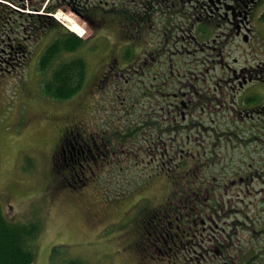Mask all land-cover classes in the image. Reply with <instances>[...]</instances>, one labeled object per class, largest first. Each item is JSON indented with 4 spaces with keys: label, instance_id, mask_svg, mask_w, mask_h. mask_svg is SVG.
<instances>
[{
    "label": "rangeland",
    "instance_id": "rangeland-1",
    "mask_svg": "<svg viewBox=\"0 0 264 264\" xmlns=\"http://www.w3.org/2000/svg\"><path fill=\"white\" fill-rule=\"evenodd\" d=\"M40 1L7 0L10 5L21 11L31 8L30 5L40 4L42 6L39 9H42L46 2L53 3L57 0H43V3ZM251 1V19H240L243 22L240 31L247 35L246 42L241 36L225 30V24L222 22L221 29L216 28L215 36L212 37L216 42L209 39L205 45L200 42L199 46L198 41L194 39L196 31L189 22L184 26V33L177 29V36L171 37L177 41H173V50L178 52L176 51L173 57L163 58L155 64L161 62L166 69L171 65L173 76L186 73L194 89L201 93L209 91L204 84H209L211 90L215 84L217 88L226 87V90L223 89V99L219 98L218 92V98L209 94L212 99V113L207 111L205 106L203 119L194 116L192 123L198 131H194V136L190 138V141L195 140L194 143L202 155L199 162L203 165L202 169L207 167L210 176L219 178L230 173L231 164L235 165L246 152L264 155V142L254 139L259 136L263 140L264 129L251 126L244 128L241 125V116L237 115L240 111L237 110L240 100L230 87L231 79L235 80L233 69L238 70L243 64L258 63L260 55L264 60V21L258 19V15L264 11V0ZM89 3L95 8L100 1L90 0ZM125 3L128 7L133 5L131 0H125ZM22 4L24 6H21ZM61 11L84 30L82 40L92 38L89 46L85 44L80 49V54L86 56L88 61L89 74L85 88L76 96L78 98L69 101L50 99L44 95L39 84L42 77L38 74L36 62L48 44L47 39L54 37L55 33H36V36L30 35L32 38L24 40V20L20 21L19 15L11 14V24H6L11 17L0 22V211L12 219L15 218L16 223H33L38 226L39 232L32 243L36 257L33 264H62L68 259H79L85 264H158L151 257L147 259L144 254L142 260L141 254L134 249L139 232L138 219L143 212L140 211L148 209L151 204L154 206L166 201L169 186L162 172H159L157 162L147 163L148 157L141 163L143 157L139 155H136V158L132 155V160L129 161L125 148L123 155L120 154V159L118 158L120 163L109 167L103 174L99 168H95L96 174L100 175L88 180V186H83L77 192L60 189L53 181L51 156L56 150L58 136L64 126L70 127L71 121L79 125L84 122L87 134L92 132L93 136H98L102 130H107L101 125L102 121L110 122V118L115 116L120 120V129L125 128V121L130 116L125 110L131 103L130 91L134 87L138 88L142 79L138 77L139 73H136L138 66L135 62L122 65L123 67L117 70L114 67H119L117 63H107L105 60L109 56V46L113 52L120 45L118 32L125 31L118 26V20L106 18L98 11L97 14H90L96 20L94 25L90 26L70 8L65 7ZM4 24L6 26H3ZM205 24L215 25L213 22ZM194 26L196 28V25ZM189 27L191 29L188 34L186 29ZM161 28L158 26V29ZM245 28H249L248 33ZM212 30L215 29L212 28L211 32ZM218 34L221 36L217 37ZM182 35L185 36L184 41L180 38ZM133 42L138 43L137 40ZM9 44L12 48L19 46L22 49L15 50L16 53L10 55ZM152 44L153 42L148 41L146 48ZM72 56L77 55L68 54L67 58ZM220 56L224 57L223 69L218 66ZM105 73L108 80L103 78ZM98 81L100 87L96 86ZM263 87L261 85L257 92H262L264 97ZM252 96L255 99L248 101L250 105L257 101V97ZM198 97H194L195 103L199 102ZM203 97L204 95L200 102L205 101ZM141 104L138 100L136 107H141ZM94 121H97L98 125L94 124ZM209 126L208 133L203 131L202 128ZM225 131H228V134ZM232 133L238 134L242 143L235 141ZM173 136L172 133L167 135L169 147L172 145L170 142L174 141ZM188 144L195 147L193 142ZM124 145L129 147L127 142ZM167 161L168 158L165 159V162ZM174 164L175 161H170L166 165L172 169L173 166L175 168ZM182 169H189L190 173L196 171L194 164L186 160L182 161L180 172ZM202 169L200 168L201 173ZM244 191L245 185L240 187L237 184L223 187L221 194L217 193V206L220 207L221 216L219 223L226 222L227 218L224 217H227V210L234 205L237 207L238 194L243 196ZM227 195L232 198L231 208ZM248 236V231L239 232V237H245L249 242ZM226 243L229 245L230 241ZM54 248L57 251L53 253ZM215 261L216 264H223L218 258ZM161 263L170 264L166 261Z\"/></svg>",
    "mask_w": 264,
    "mask_h": 264
},
{
    "label": "flooded vegetation",
    "instance_id": "flooded-vegetation-1",
    "mask_svg": "<svg viewBox=\"0 0 264 264\" xmlns=\"http://www.w3.org/2000/svg\"><path fill=\"white\" fill-rule=\"evenodd\" d=\"M89 1L57 0L46 5L44 10L48 13L56 8L64 9L68 7L72 11H76L80 19L86 20L92 26L96 20L90 15L92 8ZM99 1L103 7L100 10L102 15L106 18L110 17V19L118 20V26L122 28L121 30L125 29L124 32H118L120 45L117 44V46L119 45L117 50L112 52L109 46V56L105 60L107 63L117 64L135 62L138 66L136 73L138 72V77H142V79H140V86L138 88L134 87L130 91L131 103L125 107L127 115L130 116L125 121V124H127L125 128L119 129L118 122L120 120L112 116L110 122L102 121V125L107 130H102L100 135L93 136L92 132L87 134L86 126L82 123L83 126L80 124L81 127L78 129L80 139L78 141L74 140V142L70 140V142H67L68 144L65 143L60 147L63 153L62 157L66 161L69 159L71 163L70 178H77V180H82L83 184H86L88 180L100 175L96 174L95 168H99L100 173L103 174L109 167L120 163V154L126 148L125 152L129 156V161L132 160V155L134 158H136V155L142 156L143 161L141 163H144L149 157L147 163L157 162L160 171L165 169L168 171L170 167L167 168V165L170 161H175L176 164L174 165L177 169H181V161L183 160L194 164L196 174L194 171L190 173L191 170L188 172L182 171V175L188 177L184 178L183 186L187 184L192 186V189L186 188L192 191L191 194L182 195L186 196V199H202V205L207 204L208 199L221 194L220 191L223 187L227 188L237 184L240 187L245 185L246 191H244L242 197L245 196L246 199H239L241 196L237 193L239 197L237 196L236 205L239 208L235 205L232 207V198L227 195V198H230L228 199V202H230L228 205L232 208L226 212L227 217H224L227 218L226 222L219 223L218 220L221 219V216H219L220 207L218 206L209 208L205 205L202 207L192 205L191 208L178 212L173 209L172 204L170 208L166 206L165 211L163 209L155 210L149 216L141 219L137 236L138 245L141 250L140 253L147 256L151 254L157 263L166 261L170 264H210V262L216 264V258L223 261V264H228L230 261L235 263L234 260L241 262L242 247L246 246L248 241L245 237H239V232L242 229H240L238 223H240L241 217L243 218L239 211L246 209L250 215H255L253 216L255 227L253 232H250L251 235L253 234L251 240L254 243L251 258H254L255 264H264V234L260 233L264 229L256 224L259 222L264 224V155L246 152L241 158V163H237V166L240 165L241 167L230 169L231 172L222 178L203 174V165L199 164L201 155L194 143L195 140L190 141V138L195 134L194 131H198L192 120L195 115H197V119H203L206 110L212 113V99L209 94L214 98H218V96L222 98L223 89L226 90V87L222 88L220 86L217 88V84H215L211 90L209 84H204L209 91L201 93L194 89L193 83L187 78L186 73L173 76L171 65L167 69L165 66L163 67L161 62L155 65L163 58L173 57L176 51L178 52V50H173L175 39H171V37L173 35L177 36V29L184 33V26L189 22L196 31L194 39L198 41L199 46L201 43L205 45L209 39L215 36L216 28L220 30L222 22L225 24V30L230 33L234 32L236 36H241L243 40H247V35L240 31L243 25L240 19H251L253 13L252 1L131 0L133 5L129 7L125 6V0ZM40 3H43V0ZM40 6L42 4L39 6L31 5L35 9ZM46 15H20V18L25 21L29 19L50 21ZM159 18L161 19L159 20ZM237 20H239V23H237ZM207 22L215 24H207L208 32L205 31V23ZM8 24H11V22H8ZM194 25H196V28ZM31 26L28 23L27 26L23 27L22 32L26 33L23 37L24 40L29 39L32 35ZM158 26L162 28L158 29ZM191 27L186 29L188 34ZM212 28L215 30L211 32ZM245 30L247 33L249 32V28H245ZM228 31L226 32L227 35ZM216 36L220 37L221 35ZM180 38L184 41L185 36L182 35ZM134 40H137L138 43H134ZM148 41L153 42V44L146 48ZM212 42H216V39H212ZM8 46L11 48L10 55L16 53L15 50L21 49L19 46L16 49L12 48L11 44ZM259 59L258 63L254 65L243 64L238 70L233 69L235 80L232 81L231 79L232 85L230 87L240 100V107L237 108L240 111L237 112V115L241 116V125L244 128L251 126L252 128L260 127L264 129V97L262 92H257L261 85L264 86V60L261 55ZM223 61L224 57L220 56L218 66L222 69ZM147 66H153V68H146ZM105 75H103V78L108 80V75L106 73ZM103 78L101 79L103 80ZM100 81L96 84L97 87H100ZM217 92L219 93L218 96H216ZM203 95L205 101L200 102ZM252 95L257 97V101L250 105L248 101L255 99ZM195 96H199V102L197 103L194 100ZM138 100L142 104L141 107L137 108ZM205 106H207V109ZM237 110L235 109V111ZM94 124L98 125V122L94 121ZM209 128L210 126L202 129L208 133ZM211 130L213 131V128ZM168 133L174 135V141L170 142L171 147L167 144ZM225 133L228 134V131H225ZM258 137L254 139L263 143L264 139L261 140ZM126 142L129 147H125ZM189 142H193L195 147L188 144ZM262 149L264 150V148ZM156 155L158 156L155 157ZM167 158L168 161L165 162ZM136 165L137 163H135ZM86 185L88 186V184ZM217 193L219 194L217 195ZM169 194H171V189L168 190L167 195ZM169 196H166L167 200ZM239 202L243 204H238ZM242 238L244 243H242ZM226 241H230V244L226 245ZM259 257H262L263 260L261 261Z\"/></svg>",
    "mask_w": 264,
    "mask_h": 264
},
{
    "label": "trees",
    "instance_id": "trees-1",
    "mask_svg": "<svg viewBox=\"0 0 264 264\" xmlns=\"http://www.w3.org/2000/svg\"><path fill=\"white\" fill-rule=\"evenodd\" d=\"M93 10H95V8H93L91 11ZM10 17L11 11L9 8L0 4V22H4ZM259 19L264 21V12L260 15ZM28 21L29 24L32 25L31 32L33 33V37L36 35V33H41L42 35H49V33L53 34L55 32L59 33L54 39L51 40L52 44H47L44 51L42 52L43 54H41L39 57L40 59L38 58L36 62L38 64V74H40V77H42V79L39 81V84L41 85L44 95L56 101H69V99L79 96L85 88L86 80L89 74L88 61H86V58L80 54V52H82L80 49L86 44V42L76 37L68 30H63L56 21H40L38 19H29ZM205 31L208 32L207 24ZM68 54H76L78 57L72 56L67 58ZM74 122H70V124H72L70 127L64 126L62 133L58 136L59 140L55 147L58 151L54 150L51 158L53 181H55L56 185L60 189H67L71 192H77V190L83 188V186L86 187L87 184H83V181L77 180V178H70L69 174L72 172V169H70L71 163L69 159L66 161L62 157L63 153L60 150V147H62L63 144L65 145V143L70 142V140L74 142V140L78 141L80 139V137H78V129L80 128V125ZM80 124L82 125V122H80ZM233 135L235 136V141L242 143V140L237 134L233 133ZM182 170L183 172H186L189 169ZM161 172L162 176L165 177L164 179L167 181L169 188L173 191V199L171 200L172 202L168 208L174 204L173 209L175 211L181 212V210L191 208L192 205L197 207H202L205 205L209 208L218 205L217 197L208 199L206 201L208 203H205L204 205H202V199H186V196H183L182 194H191L192 191L187 190L186 188H191L192 186H189L188 184L183 186L184 178L188 177L182 175L180 168L177 169L173 167L172 169H168V171L164 170ZM239 204L243 203L239 202ZM239 214L243 215V218L241 217L240 224L238 223V226H240L242 231H248L250 234V232H253L255 227L253 219V216L255 215H250L249 211L246 209H243V211L240 210ZM14 220L15 218L12 219L10 216L8 217L0 211V264H33L36 257L35 246L32 243L39 232V228L33 223H16ZM256 224L264 229V224L261 222ZM260 233L264 234V230ZM252 235L250 234V236H248L250 237L249 242H247L246 246L242 247V261L239 262L238 260H234L235 263L230 261L228 264H255L253 260L254 258H251L252 247L254 246V243L251 240L253 237ZM134 249H136V251L139 253L141 251L137 238ZM56 251L57 249L54 248L53 253ZM140 254L143 260L144 257L142 253ZM148 256L147 259L150 257L152 258L151 254H148ZM152 259L155 260L154 258ZM259 259L262 261V257H259ZM62 264L85 263L79 259H68Z\"/></svg>",
    "mask_w": 264,
    "mask_h": 264
},
{
    "label": "bare ground",
    "instance_id": "bare-ground-1",
    "mask_svg": "<svg viewBox=\"0 0 264 264\" xmlns=\"http://www.w3.org/2000/svg\"><path fill=\"white\" fill-rule=\"evenodd\" d=\"M57 17L60 19H63L64 24L67 25V27L72 30L74 33H78L80 36H83L84 30L80 28V26L73 21L72 19L68 18L64 13L57 14ZM86 33V32H85ZM52 44V43H51ZM43 54V53H42ZM76 55V54H75ZM230 55V54H229ZM78 57V56H77ZM241 58V57H240ZM243 58V57H242ZM40 59V58H39ZM182 61V60H181ZM241 64V63H240ZM220 73V72H219ZM223 74V73H222ZM90 86V85H89ZM90 91V90H89ZM78 98V97H76ZM80 99V98H79ZM83 103V102H82ZM148 103V102H147ZM84 104V103H83ZM165 118V117H164ZM103 120V119H102ZM188 120V119H187ZM139 124V123H138ZM102 125V124H101ZM111 125V124H110ZM83 126V125H82ZM103 126V125H102ZM107 126V125H106ZM243 126V125H242ZM138 127V126H137ZM164 127V126H163ZM130 128V127H129ZM112 129V128H111ZM120 129V128H119ZM160 129V128H159ZM132 134V133H131ZM233 134V133H232ZM66 135V134H65ZM143 135V134H142ZM102 137V136H101ZM130 137V136H129ZM103 138V137H102ZM105 138V137H104ZM69 139V138H68ZM93 140V139H92ZM63 141V140H62ZM103 142V141H102ZM62 143V142H61ZM63 144V143H62ZM68 144V143H67ZM111 144V143H110ZM58 146V145H57ZM58 148V147H57ZM65 149V148H64ZM118 149V148H117ZM208 149V148H206ZM75 150V149H74ZM56 151H58L56 149ZM65 152V151H64ZM82 152V151H81ZM56 153V152H55ZM114 153V152H113ZM203 153V152H202ZM122 154V153H121ZM59 155V154H58ZM85 155V153H84ZM123 155V154H122ZM130 155V154H129ZM113 157V156H112ZM119 157V156H118ZM208 179V178H206ZM12 203V202H11ZM8 215V214H7ZM240 224V223H239ZM259 233V232H258ZM260 238V237H259ZM263 238V237H262Z\"/></svg>",
    "mask_w": 264,
    "mask_h": 264
}]
</instances>
